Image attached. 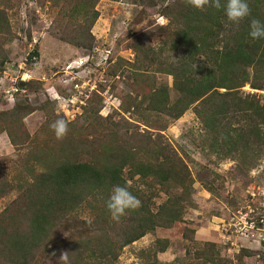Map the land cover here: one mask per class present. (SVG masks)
<instances>
[{"label": "trees", "instance_id": "obj_1", "mask_svg": "<svg viewBox=\"0 0 264 264\" xmlns=\"http://www.w3.org/2000/svg\"><path fill=\"white\" fill-rule=\"evenodd\" d=\"M49 1L60 4L67 19L56 37L90 50L100 0ZM130 1L156 10L167 21L159 29L157 44L144 42L138 34L130 43L131 78L121 94V108L135 112L148 128H140L128 116L108 123L91 138L84 128L76 130L70 123L63 140L50 129L52 134L34 145L35 161L27 163V173L18 183L0 176V199L19 189L0 210V264H65L60 261L64 252L66 264H117L126 246L157 228L184 222L186 208L194 205V178L182 154L161 133L166 124H148L151 115L171 121L191 109L201 125L207 154L231 161L232 178H249L263 161L264 94L244 92L242 87L248 84L264 92V39L249 35L252 19L264 21V0H248L251 16L238 26L222 10L200 11L185 0ZM11 35L12 26L0 7V70ZM156 72L170 76L171 87L156 82L151 74ZM27 100L0 111V134L5 133L15 149L31 143L23 118L35 107ZM127 182L142 206L116 222L106 202L113 186ZM202 185L221 195L211 182ZM160 194L164 199L157 203ZM195 232L193 227L183 231L189 264H229L218 240L198 243ZM245 244L238 264L260 260L252 244ZM168 246L167 238L154 239L136 252L139 264H166L157 255Z\"/></svg>", "mask_w": 264, "mask_h": 264}, {"label": "rangeland", "instance_id": "obj_2", "mask_svg": "<svg viewBox=\"0 0 264 264\" xmlns=\"http://www.w3.org/2000/svg\"><path fill=\"white\" fill-rule=\"evenodd\" d=\"M0 7L4 8L13 30V36H10L5 45L6 62L0 70V77L4 70L23 66V70L31 75L25 83L32 85L30 84V88L25 85L23 91L15 95V102L26 98L35 107L23 118L25 128L31 136L28 146L15 149L7 135L0 134V176L18 183V179L27 173V163L33 164L35 161L34 145L43 143L52 134L50 125L60 118L67 120L76 130L84 132L85 129L89 138L104 131L108 123L120 122L123 117L128 116L133 122H138L140 128L147 127L135 112L122 110L121 94L128 90L127 80L131 78L129 70L133 57L129 49L133 52L130 47L132 37L138 34L144 42L151 44L160 41L159 29L167 21L156 10L143 9L130 0H100L96 4L99 16L91 28L95 37L92 47L96 44L112 47L111 58L107 64L99 67L88 65L81 68L80 73L72 78L64 71L66 64L86 54L89 49L74 48L56 37L55 34L60 32L67 20L62 15L60 4L54 5L49 0H0ZM34 50L37 55L30 56ZM151 74L156 82H166L171 87L170 76L160 72ZM63 80L67 81L64 83ZM5 82L9 83L7 79ZM242 89L244 92L264 94L263 91L251 89L248 84ZM170 90L174 96L175 92ZM55 91L65 101L52 99L51 94ZM67 98L71 101H67ZM14 104H6L0 88V111ZM89 123L92 124L91 127ZM158 123L166 124L161 133L182 154L191 170L194 178V205L186 208L184 222H177L169 229L157 228L153 234H146L126 246L117 264H139L136 252L156 238L169 240L167 249L157 255L162 263H191L185 256L188 242L183 238L185 227L196 230L194 238L198 243L218 240L221 254L229 264L234 261L239 263V255L233 253L228 243H221L213 228L216 220H228L232 214L238 215V211L249 213L253 220H258L264 214V197L261 195L264 192V158L250 172L249 178H232L229 174L231 161H218L207 154L202 143L201 125L191 109L176 120L165 121L156 115H151L148 119L150 125ZM202 181L211 182L221 195L210 193L203 187ZM18 190L17 186L9 195L0 199V210L16 196ZM163 199L164 195L160 194L156 202L160 203ZM245 243L253 245L251 248L259 252V259L263 262L264 241Z\"/></svg>", "mask_w": 264, "mask_h": 264}, {"label": "built area", "instance_id": "obj_3", "mask_svg": "<svg viewBox=\"0 0 264 264\" xmlns=\"http://www.w3.org/2000/svg\"><path fill=\"white\" fill-rule=\"evenodd\" d=\"M111 52L112 47L108 48L105 44H96L87 51L86 54L80 55L68 62L64 71L67 75H71L72 78H74L80 73V70L83 67H87L88 65L99 67L100 65L107 64ZM129 52L133 57L132 50L129 49ZM23 68L24 67L21 65H18V69L9 68L8 70H4L2 77H0L1 92L8 105L14 104L15 95L18 92L23 91L24 83L31 78L30 73L24 71ZM6 79L9 82L8 84L5 82ZM64 81L66 82L67 80H63V82ZM51 97L58 102L60 100L65 101L64 98H60L56 91L52 92ZM67 101H71V99L67 98ZM261 195L264 197V192H262ZM213 229L218 233L220 241H222L221 243H228L231 246L233 253L238 255L241 248L246 246L245 242L264 241V214L262 213L258 220H253L252 217L249 216V213H241L238 211V215L232 214L228 220H216ZM230 264L238 263L234 261ZM245 264H264V260L262 262L261 260L254 258L250 259Z\"/></svg>", "mask_w": 264, "mask_h": 264}, {"label": "clouds", "instance_id": "obj_4", "mask_svg": "<svg viewBox=\"0 0 264 264\" xmlns=\"http://www.w3.org/2000/svg\"><path fill=\"white\" fill-rule=\"evenodd\" d=\"M185 3L200 11H205L207 8L222 10L227 20L237 26L250 17L252 12L248 0H185ZM249 35L253 40L264 39V21L252 19ZM50 128L54 131L57 140H63L69 132V122L60 118L54 121ZM131 188V182L113 186L106 202L113 221L119 222L129 212L136 211L142 206L141 200L130 191ZM67 259V252L62 253L60 261L66 264Z\"/></svg>", "mask_w": 264, "mask_h": 264}]
</instances>
